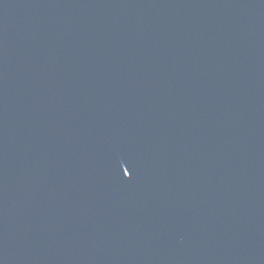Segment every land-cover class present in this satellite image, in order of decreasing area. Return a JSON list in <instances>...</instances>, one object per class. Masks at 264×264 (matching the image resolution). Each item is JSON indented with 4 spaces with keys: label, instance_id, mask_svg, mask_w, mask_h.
I'll list each match as a JSON object with an SVG mask.
<instances>
[{
    "label": "water",
    "instance_id": "obj_1",
    "mask_svg": "<svg viewBox=\"0 0 264 264\" xmlns=\"http://www.w3.org/2000/svg\"><path fill=\"white\" fill-rule=\"evenodd\" d=\"M0 264H264V0H0Z\"/></svg>",
    "mask_w": 264,
    "mask_h": 264
}]
</instances>
